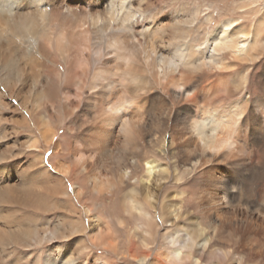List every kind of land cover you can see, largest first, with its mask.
I'll list each match as a JSON object with an SVG mask.
<instances>
[{"label":"bare ground","instance_id":"1","mask_svg":"<svg viewBox=\"0 0 264 264\" xmlns=\"http://www.w3.org/2000/svg\"><path fill=\"white\" fill-rule=\"evenodd\" d=\"M229 1L0 0V264H264V0Z\"/></svg>","mask_w":264,"mask_h":264},{"label":"rangeland","instance_id":"2","mask_svg":"<svg viewBox=\"0 0 264 264\" xmlns=\"http://www.w3.org/2000/svg\"><path fill=\"white\" fill-rule=\"evenodd\" d=\"M231 1H234V0H230L229 2H231ZM229 2H228V4H229ZM50 155V153H47L46 154V156L48 157ZM108 204H106V206H103L102 208H103V215H106L105 217H109V218H107V222H110L111 220H109V219H112L111 217H112V214H111V210H110V207L109 206H107ZM106 210H105V209ZM101 209V208H100ZM108 209V210H107ZM110 210V211H109ZM106 219V218H105ZM113 225V224H112ZM157 251H160V248H158V249H156ZM156 251V252H157Z\"/></svg>","mask_w":264,"mask_h":264}]
</instances>
